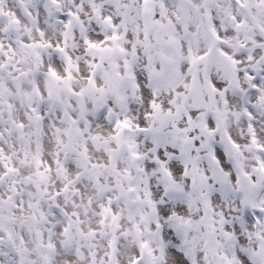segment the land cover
I'll return each instance as SVG.
<instances>
[{"label":"snow or ice","instance_id":"obj_1","mask_svg":"<svg viewBox=\"0 0 264 264\" xmlns=\"http://www.w3.org/2000/svg\"><path fill=\"white\" fill-rule=\"evenodd\" d=\"M0 264H264V0H0Z\"/></svg>","mask_w":264,"mask_h":264}]
</instances>
